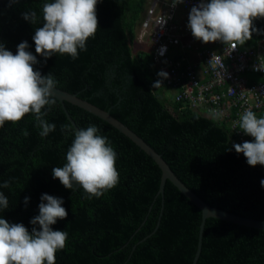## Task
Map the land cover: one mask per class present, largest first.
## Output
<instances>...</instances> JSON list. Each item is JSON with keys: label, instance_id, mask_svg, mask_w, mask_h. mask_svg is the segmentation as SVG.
Wrapping results in <instances>:
<instances>
[{"label": "trees", "instance_id": "obj_1", "mask_svg": "<svg viewBox=\"0 0 264 264\" xmlns=\"http://www.w3.org/2000/svg\"><path fill=\"white\" fill-rule=\"evenodd\" d=\"M51 2L0 0V44L15 55L17 46L27 42L37 58L32 37L43 26V5ZM146 2L99 0V28L86 50H78L76 59L59 53L46 61L42 57L34 69L50 73L56 88L108 111L209 206L264 221V166H249L232 147L253 138L234 134L231 119L215 120L188 103H177L172 86L158 76L152 50L133 55L135 28ZM29 11L36 12L35 23L23 18ZM253 23L257 31L241 50L264 46V18ZM158 80L161 86L153 88ZM65 107L79 129L95 125L108 138L117 154L118 185L87 199L79 186L66 189L53 178L52 169L66 163L75 131L56 100L50 110H42L44 119L56 125L46 137L39 134L32 113L0 127V192L8 198L0 218L22 223L29 232L39 230L30 220L39 214L42 194H48L61 198L68 213L51 225L68 233L55 264H192L201 211L168 180L163 197L158 195L160 169L123 134L76 106ZM4 181H10L9 188L2 187ZM196 264H264V231L209 218Z\"/></svg>", "mask_w": 264, "mask_h": 264}, {"label": "clouds", "instance_id": "obj_2", "mask_svg": "<svg viewBox=\"0 0 264 264\" xmlns=\"http://www.w3.org/2000/svg\"><path fill=\"white\" fill-rule=\"evenodd\" d=\"M98 2L54 0L45 3L43 26L37 28L32 37L36 54L45 61L57 53L78 58L79 51L86 50L87 40L94 37L99 28ZM23 18L35 23L36 12H26ZM258 18H264V0H201L190 10L188 28L192 36L203 43L219 41L235 49L252 38V33L257 31L253 22ZM28 47L27 42H21L14 55L0 44V127L6 121L15 123L32 113L41 129L39 134L46 137L56 125L44 119L47 113L42 110H50L56 104L57 81L50 73L41 75L34 69L38 61ZM217 63H221L219 58ZM158 76L166 78L167 73L161 71ZM159 86V80L153 84V88ZM220 115L216 113L217 118ZM62 127L71 131L68 126ZM239 129L253 139L233 144L236 153H243L249 166H264V116L245 110L239 117ZM99 132L95 125L75 130L66 152V163L52 169L53 178L64 188L79 186L87 199L99 198L119 183L115 166L117 154L108 138ZM260 183L264 187V180ZM2 187L9 188L10 181H4ZM40 199L39 214L30 220L39 230L33 227L29 232L22 223L10 224L0 218V264H55L57 251L66 247L68 233L51 227L68 215L62 206L63 200L48 194H42ZM27 200L25 197V202ZM7 207L8 198L0 192V208Z\"/></svg>", "mask_w": 264, "mask_h": 264}, {"label": "built area", "instance_id": "obj_3", "mask_svg": "<svg viewBox=\"0 0 264 264\" xmlns=\"http://www.w3.org/2000/svg\"><path fill=\"white\" fill-rule=\"evenodd\" d=\"M200 2L151 0L141 30L150 33L153 63L167 73L163 80L172 86L175 101L215 120L231 119V130L243 138L248 136L239 129L243 112L264 115V47L231 49L219 41L195 39L179 16Z\"/></svg>", "mask_w": 264, "mask_h": 264}, {"label": "water", "instance_id": "obj_4", "mask_svg": "<svg viewBox=\"0 0 264 264\" xmlns=\"http://www.w3.org/2000/svg\"><path fill=\"white\" fill-rule=\"evenodd\" d=\"M43 56L39 55L36 59L39 61ZM34 66V65H33ZM55 98L58 102H60L64 113L73 126L74 130H78L79 128L76 126L72 117L70 116L68 110L65 107V103L76 106L85 112L99 118L105 123L112 126L119 133L123 134L126 138L132 141L141 151L146 153V155L151 158L158 168L161 171V180L158 190V195L163 197L164 194V185L168 180L172 183L179 192L185 196L192 204H194L201 211V223L199 226V235H198V244L197 250L195 253V257L192 264H196L198 256L202 247V233L205 225V221L209 218H213L216 220L229 222L231 224H235L238 226H243L246 228L256 229L260 231H264V221L252 218L241 217L224 210L218 209L216 207H211L202 201L194 192H192L189 188H187L180 179L173 173L170 167L166 164L163 158L155 152L143 139H141L137 134H135L132 130H130L127 126H125L122 122L114 118L108 111H104L86 100L79 98L76 94H70L66 91H63L59 88L55 89Z\"/></svg>", "mask_w": 264, "mask_h": 264}, {"label": "rangeland", "instance_id": "obj_5", "mask_svg": "<svg viewBox=\"0 0 264 264\" xmlns=\"http://www.w3.org/2000/svg\"><path fill=\"white\" fill-rule=\"evenodd\" d=\"M139 24L140 23H138L135 28V44L133 47V55H136L140 50H151L149 41L150 33L142 31ZM170 95L173 97V93H170Z\"/></svg>", "mask_w": 264, "mask_h": 264}, {"label": "crops", "instance_id": "obj_6", "mask_svg": "<svg viewBox=\"0 0 264 264\" xmlns=\"http://www.w3.org/2000/svg\"><path fill=\"white\" fill-rule=\"evenodd\" d=\"M168 1H173V0H168ZM150 2H151V0H147V2H146V6H145V8H144V10H143V12H142L141 19H140L139 22H138V23H140V24H139L140 27H141V23H142L143 20H144L146 10H147L148 7L150 6ZM188 16H189V14H187V13H181V15L179 16V17H180L179 22L182 23V24H187V23H188ZM139 33H140V32H139Z\"/></svg>", "mask_w": 264, "mask_h": 264}]
</instances>
